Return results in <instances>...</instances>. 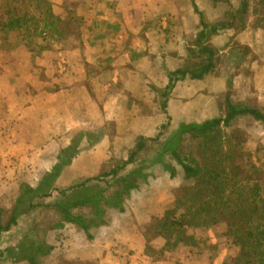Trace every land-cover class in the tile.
Instances as JSON below:
<instances>
[{
	"label": "crops",
	"instance_id": "1",
	"mask_svg": "<svg viewBox=\"0 0 264 264\" xmlns=\"http://www.w3.org/2000/svg\"><path fill=\"white\" fill-rule=\"evenodd\" d=\"M48 1L59 19L65 21L74 12L85 24L81 38L71 37L61 44L33 42L40 49L36 54L15 32L10 34V51L0 42V206L8 210L15 206L9 199L18 194L20 184L37 185L56 165L61 151L83 132L104 131V136L66 168L59 188L99 174L101 163L112 157L127 159L139 137L157 136L167 114L153 89L166 90L169 73L204 64L207 59L193 52L201 20L209 25L230 22L243 2ZM249 2L245 27L220 32L211 41L221 57H230L231 52L236 56L239 47L247 48L244 63L235 70L237 58L227 59L226 66L205 80L178 82L168 101L170 131L182 123L203 124L219 118L230 81L233 102L264 111V0ZM4 17L0 11V18ZM234 126L247 139L254 160L264 165V155L259 158L256 153L257 149L264 152V123L247 116L238 118ZM167 161L176 178L160 166L153 168L149 180L140 182L128 199L125 213L108 210L107 225L93 230V240L75 225L50 232L48 243L55 250L46 260L51 264H176L172 257L154 262L145 254L146 228L173 208V200L167 205L162 195L175 193L177 182H187L182 167L169 157ZM7 235L2 237L3 250L11 247L4 248ZM164 245L162 238L152 242L156 250ZM221 253L223 264L230 251ZM236 255L234 249L231 256Z\"/></svg>",
	"mask_w": 264,
	"mask_h": 264
},
{
	"label": "trees",
	"instance_id": "2",
	"mask_svg": "<svg viewBox=\"0 0 264 264\" xmlns=\"http://www.w3.org/2000/svg\"><path fill=\"white\" fill-rule=\"evenodd\" d=\"M212 2L215 5L218 0ZM249 8V0H243L230 22L209 25L201 20L193 52L207 61L195 69L185 67L169 73L170 85L166 90L153 89L162 98V109L168 120V125L162 126L157 136L139 137L127 159L113 158L104 163L99 174L59 188L57 183L66 168L81 152L100 144L104 136V131L83 132L61 151L56 165L36 187L21 185L12 210L0 206V264H44L55 250L48 243L50 232L69 225L79 227L88 240H93V230L107 225L108 210L125 213L128 199L139 189L140 182L149 180L153 168L160 166L172 179L176 178L168 157L182 167L189 184L175 190L173 208L146 228V256L154 262H162L182 248L201 250L205 247L213 264L219 245L196 234L224 224L228 237L226 247L237 251V255L229 256L224 264H264V165L259 166L254 160L247 139L234 126L238 118L247 116L264 123V111L233 102V81L229 82V91L224 97L225 109L220 102V109L224 111L219 118L203 124L184 123L172 132L167 111L178 82L187 78L205 80L218 68L226 66L227 59L232 61L234 57L237 58L233 63L235 70L242 66L247 48L239 47L236 56L231 52L230 57L223 58L221 50L211 45V41L220 32L244 28ZM0 11L5 16L0 18V42L7 52L11 48L12 32L18 34L21 42H27V47L35 54L28 40L61 44L71 37L81 38L85 24L74 12H69L65 21L59 19L48 0H0ZM55 193L60 198L47 202ZM38 209L47 217L35 218L33 214ZM24 218L32 223L29 230L15 246L3 250L2 237L18 228ZM159 238L165 245L156 250L152 242Z\"/></svg>",
	"mask_w": 264,
	"mask_h": 264
},
{
	"label": "rangeland",
	"instance_id": "3",
	"mask_svg": "<svg viewBox=\"0 0 264 264\" xmlns=\"http://www.w3.org/2000/svg\"><path fill=\"white\" fill-rule=\"evenodd\" d=\"M73 28V27H72ZM16 37L19 39V37H18V34L16 33ZM16 38V39H17ZM38 41H40V40H37V39H32V40H28V43L29 44H31L32 46H33V49H34V51H35V54L36 53H40V49L38 48V45L36 44V45H33V42L34 43H37ZM44 47H46L45 45H44ZM160 91H164V90H160ZM157 95H158V93H157ZM159 96V95H158ZM159 98H160V100H161V102H162V98L159 96ZM224 100L225 99H223V101H222V103L224 102ZM223 108L225 109V103H223ZM183 124V123H182ZM181 124V125H182ZM168 125V120H167V118H166V122H165V124L163 125V126H167ZM181 125H179L177 128H176V130L181 126ZM175 131V130H174ZM173 132V131H172ZM256 153H257V157H259V158H261L260 156L261 155H264V152L263 151H260V149H257V151H256ZM129 156V155H128ZM113 158H115V157H112V158H110L109 160H111V159H113ZM109 160H107L106 162H108ZM106 162H104V163H106ZM174 162V161H173ZM104 163L102 162L101 163V165H100V168H99V172H100V170H102V168H103V165H104ZM176 163V162H175ZM258 164H259V162H257ZM177 164V163H176ZM178 165V164H177ZM180 166V165H179ZM259 166H263L262 164H260ZM170 174V173H169ZM44 177V176H43ZM42 177V178H43ZM36 178H38V177H36L35 176V178L34 179H36ZM41 178V179H42ZM18 183V182H17ZM189 184V182H183V183H181V182H177V184L176 185H178L179 186V188H181V187H183V186H187ZM17 185H19V183L17 184ZM21 185H23V183L22 184H20V186L18 187V190L20 189V187H21ZM26 185H28V184H26ZM37 185H34V187H36ZM179 188H177V189H179ZM12 193V192H11ZM15 195V194H14ZM10 196V195H9ZM6 197H8V196H6ZM11 199H9V201L11 202V204H12V200L14 199V197L12 196V194H11ZM162 197H165V199L167 200V205L170 203V201H171V199L173 200V206H174V201H175V197H174V193H171V194H169V196H168V194H163L162 195ZM171 197V198H170ZM60 198V196L58 195V193H55L54 195H53V198L52 199H49V200H47V202L48 201H57L58 199ZM8 200V199H7ZM45 202V201H44ZM172 208V207H171ZM33 216L35 217V218H38V220H42V219H44V218H46L47 217V214H44L43 213V210L42 209H38L36 212H34V214H33ZM32 216V217H33ZM31 221L28 219V218H24L22 221H21V223H20V226L18 227V228H15V229H13L12 231H11V233L10 234H8L7 236H6V238H5V240H4V248L6 249L7 248V246H11V247H13V244H11V243H13V242H15V244L16 243H18L22 238H23V236H24V234L29 230V228H30V226H31ZM152 224V223H151ZM222 225H224V224H222ZM227 228H226V225L225 226H223L222 228L221 227H219V228H217V229H212V234H211V236L209 237L208 235H207V233L208 232H210L211 230H204V232L203 231H199V232H197V234L196 235H198V236H200V237H203V238H205V239H207L210 243L212 242V240H215V241H217L218 240V243L217 244H215V245H219V247H220V251L218 252V254L216 255V257H215V259L213 260V264L215 263V264H221L222 262L219 260V258L221 257V255H220V253H221V251L222 250H228V251H230V253H229V256H231V253L233 254V251H234V249L232 248V249H230V248H228V247H226L227 246V243H228V237H227V232H226V234H222V233H224L225 232V230H226ZM189 233L190 234H193V230H190L189 231ZM207 236L210 238H207ZM59 244H60V242H59ZM214 245V244H213ZM15 246V245H14ZM59 246L60 245H58V249H59ZM59 253H60V251H59ZM222 254V253H221ZM210 255V253L207 255L206 253H205V247H203L201 250L200 249H197V248H193L192 250L191 249H188L187 250V248H185V249H180V250H178L174 255H172L171 257H172V261H175L176 262V264L178 263V264H211L210 262V258H208V256ZM228 256V257H229ZM227 257V258H228ZM226 258V259H227ZM53 261H55V259L53 260ZM226 261V260H225ZM45 262L47 263V264H51L50 263V260H45ZM55 262H57V261H55ZM225 263V262H224ZM223 263V264H224Z\"/></svg>",
	"mask_w": 264,
	"mask_h": 264
}]
</instances>
